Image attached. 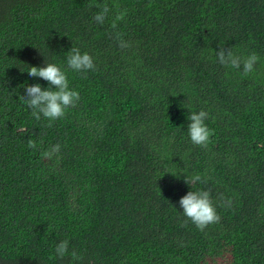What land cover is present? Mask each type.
<instances>
[{
	"label": "trees",
	"instance_id": "1",
	"mask_svg": "<svg viewBox=\"0 0 264 264\" xmlns=\"http://www.w3.org/2000/svg\"><path fill=\"white\" fill-rule=\"evenodd\" d=\"M72 48L94 70L68 69ZM45 63L80 96L50 127L20 98ZM201 110L207 147L187 130ZM190 190L219 222L183 216ZM0 264H264V0H0Z\"/></svg>",
	"mask_w": 264,
	"mask_h": 264
},
{
	"label": "clouds",
	"instance_id": "2",
	"mask_svg": "<svg viewBox=\"0 0 264 264\" xmlns=\"http://www.w3.org/2000/svg\"><path fill=\"white\" fill-rule=\"evenodd\" d=\"M100 11L97 12L93 19L103 24L106 15L110 11L107 5H101ZM115 39L119 42L121 48L127 47V43L122 39L120 34H116ZM217 59L220 64H230L233 68L243 67L245 74L250 73L254 69L258 57L255 53L247 56L243 60L234 56L230 50L221 48L216 52ZM67 68L76 72H85L94 70L95 65L92 57L87 53H81L78 48H72L67 56ZM27 72L30 77H39L48 82L47 88H42L40 84L25 86V94L20 97L31 110V115L40 120L41 115L51 122L64 117L68 108L76 107L80 100L79 93L69 88V82L66 72L54 63H45L43 67H29ZM208 113L201 110L198 113H192L188 116L189 123L187 125L188 135L193 144L207 147L211 131L204 123ZM28 147L36 149L35 141L29 140ZM60 145H52L49 149L42 153L46 159L58 158ZM201 181L200 175H195L188 180L187 184ZM179 206L182 214L187 220H190L197 229L204 230L210 224L219 222L220 217L216 212L210 198V192L207 190L188 191L186 195L180 198ZM68 252V241L59 242L55 247V253L59 258H64ZM74 260L80 259L75 252H72Z\"/></svg>",
	"mask_w": 264,
	"mask_h": 264
}]
</instances>
